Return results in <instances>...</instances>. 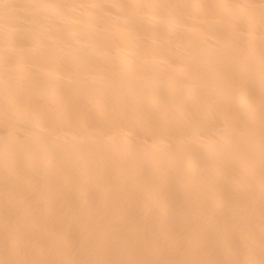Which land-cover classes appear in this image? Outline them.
<instances>
[{
  "label": "bare ground",
  "instance_id": "bare-ground-1",
  "mask_svg": "<svg viewBox=\"0 0 264 264\" xmlns=\"http://www.w3.org/2000/svg\"><path fill=\"white\" fill-rule=\"evenodd\" d=\"M0 264H264V0H0Z\"/></svg>",
  "mask_w": 264,
  "mask_h": 264
}]
</instances>
